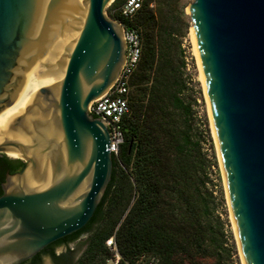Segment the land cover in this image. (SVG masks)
<instances>
[{"label":"water","instance_id":"1","mask_svg":"<svg viewBox=\"0 0 264 264\" xmlns=\"http://www.w3.org/2000/svg\"><path fill=\"white\" fill-rule=\"evenodd\" d=\"M113 0H0V264L81 229L111 178L110 134L88 114L126 44ZM192 51L240 264H264V0H191Z\"/></svg>","mask_w":264,"mask_h":264},{"label":"trees","instance_id":"2","mask_svg":"<svg viewBox=\"0 0 264 264\" xmlns=\"http://www.w3.org/2000/svg\"><path fill=\"white\" fill-rule=\"evenodd\" d=\"M122 2L113 0L106 14L136 29L141 41L128 83L129 112L121 121L123 141L93 215L56 242L67 246L86 236L74 264H106L111 236L118 264H232L208 176L211 162L183 97L177 0H142L128 18L119 12ZM23 164L0 156V195L5 175Z\"/></svg>","mask_w":264,"mask_h":264},{"label":"rangeland","instance_id":"3","mask_svg":"<svg viewBox=\"0 0 264 264\" xmlns=\"http://www.w3.org/2000/svg\"><path fill=\"white\" fill-rule=\"evenodd\" d=\"M191 0H177L176 13L180 17L181 27L179 30L180 48L183 52L185 66L182 71V81L184 85L183 97L187 102L191 103L192 109V122L197 133L202 136L203 151L211 162L208 171V176L211 180L212 189L216 198V211L218 216L223 222L224 230L227 236V243L231 249V263L240 264L236 243L232 234L227 208L225 204L222 182L218 170L213 140L207 120V115L203 103V96L197 75L195 58L192 51L191 38L188 28L190 27L188 14L185 8ZM6 156V155H5ZM8 158H11L7 156ZM16 159V158H11ZM86 247V236L80 237L75 242L70 243L69 248L72 250L73 258L80 256ZM63 247H57L56 253L64 252ZM41 264H52V261L43 256Z\"/></svg>","mask_w":264,"mask_h":264},{"label":"built area","instance_id":"4","mask_svg":"<svg viewBox=\"0 0 264 264\" xmlns=\"http://www.w3.org/2000/svg\"><path fill=\"white\" fill-rule=\"evenodd\" d=\"M141 3L142 0H123L118 9L123 17L128 18L139 9ZM122 29V36L126 44L123 66L114 83L100 98L93 100L89 104V111H87L93 117L100 118L106 122L110 134V143L107 149L114 157L118 156L119 145L123 141L121 121L129 112L127 101L129 78L139 60L141 51V41L137 30L123 28V26ZM105 245L111 253V258L106 261V264H118L120 255L114 237L107 238Z\"/></svg>","mask_w":264,"mask_h":264},{"label":"flooded vegetation","instance_id":"5","mask_svg":"<svg viewBox=\"0 0 264 264\" xmlns=\"http://www.w3.org/2000/svg\"><path fill=\"white\" fill-rule=\"evenodd\" d=\"M3 155L5 154H0V156ZM56 241L48 244L44 249H42L36 255H34L30 259H27L26 261L21 262L20 264H41L43 256H47L52 261V264H74L80 256L73 258L72 250L68 249L70 244L65 246L63 244H59ZM57 247H63V249H65L64 252L57 254L56 253ZM52 253H54L58 257L54 259L52 257Z\"/></svg>","mask_w":264,"mask_h":264},{"label":"bare ground","instance_id":"6","mask_svg":"<svg viewBox=\"0 0 264 264\" xmlns=\"http://www.w3.org/2000/svg\"><path fill=\"white\" fill-rule=\"evenodd\" d=\"M8 156L11 158H17L18 154L16 152H11V153H8Z\"/></svg>","mask_w":264,"mask_h":264}]
</instances>
